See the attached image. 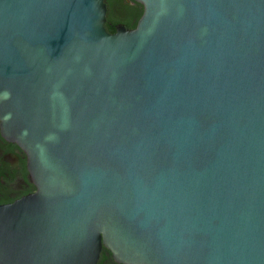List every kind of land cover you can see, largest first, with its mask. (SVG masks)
Wrapping results in <instances>:
<instances>
[{"label": "water", "instance_id": "1", "mask_svg": "<svg viewBox=\"0 0 264 264\" xmlns=\"http://www.w3.org/2000/svg\"><path fill=\"white\" fill-rule=\"evenodd\" d=\"M134 1L0 0V264H264V0Z\"/></svg>", "mask_w": 264, "mask_h": 264}, {"label": "flooded vegetation", "instance_id": "2", "mask_svg": "<svg viewBox=\"0 0 264 264\" xmlns=\"http://www.w3.org/2000/svg\"><path fill=\"white\" fill-rule=\"evenodd\" d=\"M26 161L25 152L16 143L0 135V205L34 192L35 186L30 181ZM95 264L121 263L115 262L110 252L101 247Z\"/></svg>", "mask_w": 264, "mask_h": 264}, {"label": "trees", "instance_id": "3", "mask_svg": "<svg viewBox=\"0 0 264 264\" xmlns=\"http://www.w3.org/2000/svg\"><path fill=\"white\" fill-rule=\"evenodd\" d=\"M105 5L104 23L105 30L114 31V25L122 24L124 27H134L141 14V5L134 0H103Z\"/></svg>", "mask_w": 264, "mask_h": 264}]
</instances>
